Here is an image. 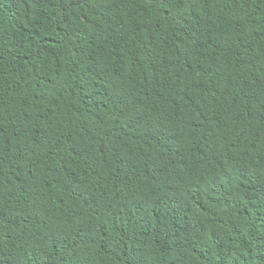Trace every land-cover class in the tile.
Segmentation results:
<instances>
[{
    "label": "trees",
    "instance_id": "obj_1",
    "mask_svg": "<svg viewBox=\"0 0 264 264\" xmlns=\"http://www.w3.org/2000/svg\"><path fill=\"white\" fill-rule=\"evenodd\" d=\"M0 264H264V0H0Z\"/></svg>",
    "mask_w": 264,
    "mask_h": 264
}]
</instances>
